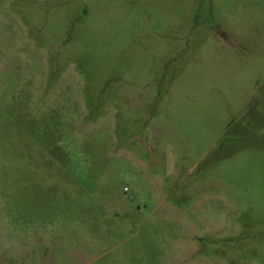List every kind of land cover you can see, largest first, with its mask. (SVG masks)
<instances>
[{
	"label": "rangeland",
	"instance_id": "1",
	"mask_svg": "<svg viewBox=\"0 0 264 264\" xmlns=\"http://www.w3.org/2000/svg\"><path fill=\"white\" fill-rule=\"evenodd\" d=\"M0 264H264V0H0Z\"/></svg>",
	"mask_w": 264,
	"mask_h": 264
}]
</instances>
